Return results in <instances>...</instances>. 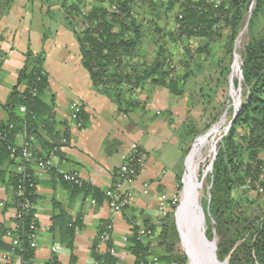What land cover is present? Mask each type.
<instances>
[{
	"label": "trees",
	"instance_id": "obj_1",
	"mask_svg": "<svg viewBox=\"0 0 264 264\" xmlns=\"http://www.w3.org/2000/svg\"><path fill=\"white\" fill-rule=\"evenodd\" d=\"M15 1L0 0V18L9 13ZM38 1L51 19L62 18L78 42L82 64L95 90L110 98L124 114L140 104L136 99L138 94L155 87H164L176 97L184 96L188 80L201 74L206 62L214 63L219 71L213 94L206 98L207 103L214 100L220 88L226 96L235 41L247 23L248 40L241 53L242 79L238 82L243 91L241 108L220 143L212 166L209 205L204 212L207 224L211 225L206 235L209 239L217 237L216 254L220 261L264 264V215L251 212L244 198L236 196L238 188L248 191L259 185L264 190L261 179L264 171L261 157L264 152V0ZM171 14L173 25L165 30L158 20L169 19ZM146 40L153 51L143 48ZM179 46L185 47L187 55L184 61L181 59L178 69L171 47ZM45 60L44 50L37 54L26 53L17 83L2 105L8 120L0 122V179L3 182L8 179L5 178L6 162L14 167L6 183L14 193L15 209L21 210L20 217H14L13 226L0 228V250L7 253V264H14V257H20L22 264H31L37 248L31 245V235L38 234L39 226L34 210L38 196L33 165L40 168V161H50L51 165L42 170L52 172L56 181L67 184L72 197L83 195L99 204L112 201L110 192L115 190L122 176L118 168L112 187L102 190L82 180L77 173L54 167L52 156L59 155L62 147L69 143L70 125L62 133L56 130L54 98L47 95L50 83ZM224 104L225 97L219 102L213 120L217 119ZM22 106L25 111L20 109ZM71 112L70 119L74 124ZM80 119L78 128L85 123L84 107ZM175 130L184 146L183 162L188 153L186 144L201 132L194 124L186 122L183 128ZM18 134L24 135L22 144L32 152L29 159L23 157L21 145L15 143ZM44 134L50 139H44ZM35 137L41 140L46 153L32 146ZM137 151L142 155L141 150ZM130 156H137L136 152H130L126 159ZM141 170L137 169L134 179ZM65 174L75 175L78 181L66 179ZM181 176L182 172L178 171L177 184L181 183ZM248 182L251 187L244 188ZM25 201L31 204L26 210L21 207ZM172 201L167 204L173 208ZM33 222L34 230L31 229ZM129 222L132 229L125 239V248L136 257L137 264H151L153 257L158 258L159 264H188L187 255L179 247L181 238L174 211L167 210L156 221L143 218L139 224L133 219ZM82 225L81 217L74 220L62 213L55 216L53 230L58 227L63 243L73 249L76 231ZM110 225L105 222L92 247L95 264L117 262L116 251L111 253V249H115L111 238L106 242L107 251L99 250L101 235ZM5 237L10 241L5 242ZM14 239L18 244L13 243ZM45 264L60 262L52 257Z\"/></svg>",
	"mask_w": 264,
	"mask_h": 264
},
{
	"label": "crops",
	"instance_id": "obj_2",
	"mask_svg": "<svg viewBox=\"0 0 264 264\" xmlns=\"http://www.w3.org/2000/svg\"><path fill=\"white\" fill-rule=\"evenodd\" d=\"M41 50L46 53L44 66L50 83L47 95L54 98L56 130L62 133L70 125L69 143L62 147L59 155L52 156L54 167L77 173L82 180L108 190L113 185L115 170L130 152L140 149L146 162L135 181L125 184V190H134L135 198L130 207L119 212L113 211L108 201L99 204L83 195L72 197L67 184L56 181L52 172L33 165L38 196L34 210L39 226L38 246L31 264H42L52 257L60 264H95L92 247L105 222L111 223L110 238L115 246L116 264H137L136 257L125 248V238L132 229L129 219L138 224L143 218L156 221L161 215V204H167L176 190V170L181 164L184 146L170 117L178 113V99L166 88L155 87L136 96L140 104L132 112H120L110 98L95 90L82 64L78 42L62 18L51 19L38 0H16L9 13L0 18V55L4 57L0 122L8 120L2 105L17 83L26 53L37 54ZM74 102L84 107L82 128L72 124L70 119V106ZM43 137L50 139L47 134ZM32 140L35 149L46 153L41 140L36 137ZM23 142L24 135L18 134L16 145ZM4 165L5 178L9 179L15 169L7 162ZM8 179L5 182L0 179V199L5 203L0 205V228L13 226L15 217L14 193L6 183ZM62 213L74 220L79 216L83 223L76 231L73 249L63 243L58 227L53 230L55 216ZM4 241L9 242L10 238L5 237ZM99 247L103 253L108 248L106 243ZM21 262L20 257H14V264Z\"/></svg>",
	"mask_w": 264,
	"mask_h": 264
},
{
	"label": "rangeland",
	"instance_id": "obj_3",
	"mask_svg": "<svg viewBox=\"0 0 264 264\" xmlns=\"http://www.w3.org/2000/svg\"><path fill=\"white\" fill-rule=\"evenodd\" d=\"M172 17L173 15L171 14V17L169 19H165L164 17H162L161 19L158 20L160 25L165 30H169L172 27L173 25ZM247 40H248V28H247V23H246V25L242 28L241 32L239 33L235 41V45H234L235 55L237 53V54H240L241 56V53L243 51L244 45L247 42ZM143 48L153 51V48L149 40H146L144 42ZM171 50L175 54L174 55L175 63L178 68L181 64L180 61L182 60L184 61L186 59L187 51L185 47L183 46L171 47ZM235 55L231 63V74H230V77H228V84L225 88L226 96L222 95L223 91L220 88L214 100L211 103H207L206 98L209 95L213 94V89L215 88L216 78L219 75V71L215 69L214 63L206 62L204 64V69L201 72V74L193 76L188 80L185 95L177 97L178 100L176 104L177 106L176 109L178 113L171 115L170 117V121L172 122L174 128H178V129L183 128V124L186 122L188 124H194L197 127V129L201 132L197 137H195L191 142H189L185 146L188 149V153L185 156L183 162L181 161V164L177 167V170H176V173L178 171L182 172L181 183L176 185L175 192L170 196V198L173 200L172 204L174 205V207L172 208L166 205L167 210L174 211L175 219L177 222V226H178L180 238H181L179 247L187 255L188 264H191V259L185 247L184 237H183L182 228H181L182 218L180 215V211L182 210L181 207H182V200H183V192L185 188L184 178H185V174L187 171V159L189 155L191 154L196 141L199 138L208 136V139L210 141L211 140L215 141V150L208 155L206 160L203 163H201V166L199 167L201 184L199 186L198 202L204 211L205 208L207 209L209 205V198H210V191H211L212 166L217 156L222 138L228 133L229 125L236 113V108L234 106V100L231 94L232 89L234 88L235 90L239 91L240 98H241L240 105L243 99L242 86L238 84L241 75L237 73V75H235L233 79L231 78V75L234 70L235 61H236ZM240 63L242 64L241 60H240ZM224 97H225V104L222 107V109L219 111L217 119L213 120V117L217 112L219 102L224 100ZM240 105L238 106V108L240 107ZM222 121L224 122L220 124ZM215 127H217V130L213 131ZM169 146L168 148H170ZM170 150L172 151V149ZM208 151H209V147L204 148L205 155L208 154ZM141 154L143 156V162L145 163L146 162L145 154L142 151H141ZM166 155L168 157V154ZM261 157L264 160V152L261 154ZM261 179L264 181V171L262 173ZM257 186L258 187H256L255 189H251L248 191H244L242 188H238L236 190V196L244 198L246 207L251 212L253 211V213L264 215V190L261 192L260 191L261 186L259 185ZM205 219H206V216H205ZM205 227H206V232H207L208 228L211 227V225L207 224L206 222ZM210 240H213V239H210Z\"/></svg>",
	"mask_w": 264,
	"mask_h": 264
},
{
	"label": "bare ground",
	"instance_id": "obj_4",
	"mask_svg": "<svg viewBox=\"0 0 264 264\" xmlns=\"http://www.w3.org/2000/svg\"><path fill=\"white\" fill-rule=\"evenodd\" d=\"M235 60L234 70L231 75L232 79L235 75H237V73L240 74V54L236 53ZM231 94L234 100V106L237 109L240 105V93L233 88ZM223 122L224 121L220 124ZM217 127H215L213 131L217 130ZM206 147H209L207 155L204 153V148ZM214 150L215 141H210L208 136L202 137L196 141L195 146L187 159V171L184 178L185 188L183 192L182 210L180 211V215L182 218L181 228L184 243L187 252L189 253L191 264H204L206 260H214V241L210 240L206 235L205 214L203 208L198 202L199 186L201 184L199 167Z\"/></svg>",
	"mask_w": 264,
	"mask_h": 264
},
{
	"label": "built area",
	"instance_id": "obj_5",
	"mask_svg": "<svg viewBox=\"0 0 264 264\" xmlns=\"http://www.w3.org/2000/svg\"><path fill=\"white\" fill-rule=\"evenodd\" d=\"M3 63H4V57L0 55V81H1V74H2V68H3ZM240 75H241V69H240ZM241 79V77H240ZM22 111H25V107L22 106L20 107ZM71 109V117L72 120L74 121V125L76 126H81V119H80V113L83 109V105L74 102L70 106ZM230 127V125H229ZM22 147V155L25 159H29L32 156V152L24 146V144L21 145ZM136 152L137 156H130L126 161L121 165L120 170H121V178L119 182L117 183L115 190L113 192H110V196L112 198V201L109 202L110 207L113 211L119 212L123 209V207L132 204L134 198H135V193L132 188L125 190L124 186L125 184H130L135 181L134 175L136 174L137 169L143 168L144 162H143V156L138 153L137 150H134ZM51 165L50 161H40L39 166L41 169H45L48 166ZM65 178L68 180H75L78 181V178L75 175H70V174H65ZM147 187V185H145ZM251 187V182H248L244 188H250ZM260 191L262 192L263 189L260 188ZM146 192V189L145 191ZM0 205H4V201L0 199ZM166 203H162L160 207L161 215H164L167 211L166 209ZM22 209L26 210L31 207V204L28 201H25L21 205ZM21 210L16 209L15 210V217H20L21 215ZM16 223L14 224V227H16ZM31 229H36V225L33 222L31 224ZM110 231H111V226H109V230L105 231L101 235V241L102 243H106L110 239ZM126 239V238H125ZM38 234L37 232H34L31 235V245L32 247H37L38 246ZM13 243L16 245L18 244V240L14 239ZM111 253H115V249H111ZM7 253L5 251L0 250V264H7ZM22 264V263H21ZM45 264V263H42ZM151 264H159V260L157 257H153Z\"/></svg>",
	"mask_w": 264,
	"mask_h": 264
},
{
	"label": "water",
	"instance_id": "obj_6",
	"mask_svg": "<svg viewBox=\"0 0 264 264\" xmlns=\"http://www.w3.org/2000/svg\"><path fill=\"white\" fill-rule=\"evenodd\" d=\"M249 18H250V17H249ZM248 21H249V19H248ZM241 79H242V77H241ZM240 108H241V105H240V107H239L238 109H236V113H235V115H234V117H233V119H232L230 125L232 124L233 120H234L235 117L237 116V114H238ZM204 213H205V212H204ZM213 241H214V248H213V258H214V260H211V259H210V260H206V262H205L204 264H228V261H227V260H225V261H220V260L217 258V254H216V249H217V237H216V236L213 238Z\"/></svg>",
	"mask_w": 264,
	"mask_h": 264
}]
</instances>
